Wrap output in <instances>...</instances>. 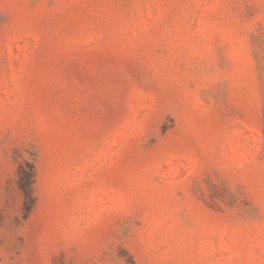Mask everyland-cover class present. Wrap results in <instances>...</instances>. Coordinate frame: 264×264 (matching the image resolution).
<instances>
[{
  "label": "rangeland",
  "instance_id": "obj_1",
  "mask_svg": "<svg viewBox=\"0 0 264 264\" xmlns=\"http://www.w3.org/2000/svg\"><path fill=\"white\" fill-rule=\"evenodd\" d=\"M0 264H264V0H0Z\"/></svg>",
  "mask_w": 264,
  "mask_h": 264
},
{
  "label": "trees",
  "instance_id": "obj_2",
  "mask_svg": "<svg viewBox=\"0 0 264 264\" xmlns=\"http://www.w3.org/2000/svg\"><path fill=\"white\" fill-rule=\"evenodd\" d=\"M22 189L25 196V210L29 212L34 204L32 197L33 170L31 166L21 171Z\"/></svg>",
  "mask_w": 264,
  "mask_h": 264
}]
</instances>
